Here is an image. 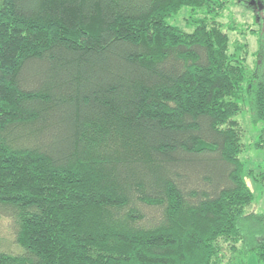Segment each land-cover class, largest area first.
<instances>
[{
    "label": "trees",
    "instance_id": "obj_1",
    "mask_svg": "<svg viewBox=\"0 0 264 264\" xmlns=\"http://www.w3.org/2000/svg\"><path fill=\"white\" fill-rule=\"evenodd\" d=\"M220 2L0 0V264L264 262L234 121L264 136V63L227 56Z\"/></svg>",
    "mask_w": 264,
    "mask_h": 264
},
{
    "label": "rangeland",
    "instance_id": "obj_2",
    "mask_svg": "<svg viewBox=\"0 0 264 264\" xmlns=\"http://www.w3.org/2000/svg\"><path fill=\"white\" fill-rule=\"evenodd\" d=\"M222 3H221V2ZM261 9L248 8L250 0H216L209 15L216 14V22L222 33L228 38L227 56L238 54L237 60L241 70L254 73L257 66L264 63V0H258ZM219 8V10H218ZM224 9L223 11L221 9ZM207 19V17L205 18ZM204 20L203 13L182 9L168 22L186 33H190L199 21ZM245 47V51L237 48ZM264 68V66H263ZM264 75V70H263ZM250 110L245 102L239 114L234 118L236 131L241 143L240 159L244 165V182L253 195V202L247 207L246 214L264 215V136L261 138L262 125L250 118ZM261 223H264L262 221ZM262 230L264 225L257 222L253 230ZM0 249L12 253L19 250L13 242L10 221L0 218ZM220 264H264L260 252H243L238 242L221 244Z\"/></svg>",
    "mask_w": 264,
    "mask_h": 264
},
{
    "label": "flooded vegetation",
    "instance_id": "obj_3",
    "mask_svg": "<svg viewBox=\"0 0 264 264\" xmlns=\"http://www.w3.org/2000/svg\"><path fill=\"white\" fill-rule=\"evenodd\" d=\"M247 5L252 9L253 12L256 11L255 9H261L260 2L258 0H250Z\"/></svg>",
    "mask_w": 264,
    "mask_h": 264
}]
</instances>
